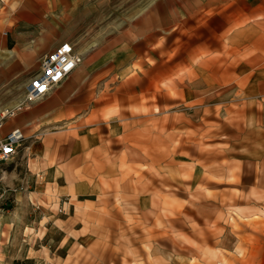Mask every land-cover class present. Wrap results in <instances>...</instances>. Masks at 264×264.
<instances>
[{"label":"rangeland","instance_id":"obj_1","mask_svg":"<svg viewBox=\"0 0 264 264\" xmlns=\"http://www.w3.org/2000/svg\"><path fill=\"white\" fill-rule=\"evenodd\" d=\"M224 5L221 0H0V106L22 101L26 83L38 73L42 54L72 41L77 51L86 52L83 64L101 69L86 75L120 81L122 68L131 66V74L144 75L140 87L146 94L162 101L164 111L178 114L173 119L177 123L173 136L166 135L171 120L163 118L164 166L153 164L151 138L156 125L146 120L147 165L139 168L144 171L139 178L138 170L131 176L141 183H132L131 194H123L124 200L116 202L107 233L94 236L88 247L67 250L62 234L51 229L54 217L46 209L44 194H33L43 190L37 181L40 158L26 151L28 143L41 140L50 122L42 116L47 98L25 106L9 121L24 128V145L14 161L0 167L2 185L12 189V202L0 207V264H239L234 253V215L250 214L251 209L264 214V182L227 183V194H218L215 184H202V168L196 167L203 159L198 146L206 124L214 127L205 134L211 146L225 147L219 119H214L221 104L208 99L212 89L219 91L208 88L209 82L219 79V71L203 69V54L197 47L208 34L209 24L218 25V18L212 17L232 9ZM18 15L27 22L18 24L14 19ZM15 29L23 32L24 46L30 51L13 48ZM213 57L218 59L206 55V59ZM20 61L25 68L16 73ZM158 72L162 76L154 81L150 75ZM192 113L189 126L193 125L194 134L190 136L187 123ZM188 136L195 147L189 153ZM244 150V156L249 155L250 145L244 144ZM217 155L218 151L213 152L210 159L216 160ZM172 156L178 160L174 168L166 164Z\"/></svg>","mask_w":264,"mask_h":264},{"label":"crops","instance_id":"obj_2","mask_svg":"<svg viewBox=\"0 0 264 264\" xmlns=\"http://www.w3.org/2000/svg\"><path fill=\"white\" fill-rule=\"evenodd\" d=\"M221 1L232 9L220 17H212L218 18V25L209 24L208 30L205 29L208 34L197 47L203 54L200 60L203 69L219 71V79L208 83L210 91L216 87L219 91L212 89L213 95L209 94L208 99L221 104L214 119H219L218 131L226 137L225 147L211 146L210 137L205 134H210L214 127L206 124L203 143L198 146L203 159L196 167L202 168V184L207 187L215 184L218 194H227L224 186L227 183L264 182V170H260L264 167V0ZM14 19L18 24L27 22L21 15ZM20 33L23 32L17 29L11 33L13 48L28 52L24 46L26 37ZM206 55H217L218 59H206ZM19 63L16 73L25 68L22 61ZM97 67L93 63L80 64L56 94L46 96L42 116L50 122L41 140H33L26 146L27 152L34 151L40 158L41 174L37 181L43 190L33 194H44L46 209L54 217L51 229L62 234L67 250H78L79 245L88 247L94 236L107 233L116 202L124 200L123 194H131L132 183H141L131 176L138 170L139 178L144 172L139 168L147 165L146 120L150 123L154 120L156 125V129L150 126L154 128L151 141L155 167L164 166L163 118L171 120L166 135L173 136L177 128V123L173 124L177 112L164 111L162 101L154 100L140 87L143 74H131V66H124L120 81L114 78L100 81L95 74L86 75L89 71H100ZM159 75L162 73L150 77L156 81ZM194 115L188 117L190 136L194 134L193 125L189 126ZM18 123L8 122L7 129L20 126ZM190 139L188 136V153L195 149L193 138L192 143ZM244 144L251 147L249 155L244 156ZM215 151L218 155L212 161L211 154ZM249 157L251 160L247 162ZM168 158L167 166H178L175 157ZM261 199L264 201V196ZM62 206L64 212L58 210ZM258 213L251 209L250 214L234 215L237 222L234 253L239 264H264V214Z\"/></svg>","mask_w":264,"mask_h":264},{"label":"built area","instance_id":"obj_3","mask_svg":"<svg viewBox=\"0 0 264 264\" xmlns=\"http://www.w3.org/2000/svg\"><path fill=\"white\" fill-rule=\"evenodd\" d=\"M83 59L84 55L77 51L76 45L72 41L61 42L40 58L38 73L26 83L25 98L15 104L0 106V167L2 164L10 163L18 157L26 140L24 128L15 126L7 129L8 122L17 117L30 102L45 98L55 88L61 86L82 64ZM0 173H3L2 168H0ZM2 180L1 175L0 207L12 202L10 198L12 189L3 186ZM14 190L16 191V189ZM37 208L39 207L37 206ZM64 210L63 206L59 208L61 212H64Z\"/></svg>","mask_w":264,"mask_h":264},{"label":"bare ground","instance_id":"obj_4","mask_svg":"<svg viewBox=\"0 0 264 264\" xmlns=\"http://www.w3.org/2000/svg\"><path fill=\"white\" fill-rule=\"evenodd\" d=\"M84 56L86 55V52L85 51H83V52H81ZM19 202H21V200L19 201ZM18 207H19V205H18Z\"/></svg>","mask_w":264,"mask_h":264},{"label":"snow or ice","instance_id":"obj_5","mask_svg":"<svg viewBox=\"0 0 264 264\" xmlns=\"http://www.w3.org/2000/svg\"><path fill=\"white\" fill-rule=\"evenodd\" d=\"M37 87H39V85H37Z\"/></svg>","mask_w":264,"mask_h":264}]
</instances>
